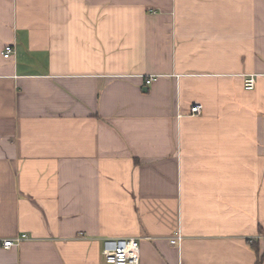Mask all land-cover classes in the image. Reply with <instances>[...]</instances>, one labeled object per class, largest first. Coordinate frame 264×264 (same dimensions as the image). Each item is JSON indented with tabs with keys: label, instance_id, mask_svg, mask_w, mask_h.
<instances>
[{
	"label": "crops",
	"instance_id": "1",
	"mask_svg": "<svg viewBox=\"0 0 264 264\" xmlns=\"http://www.w3.org/2000/svg\"><path fill=\"white\" fill-rule=\"evenodd\" d=\"M108 237L264 255V0H0V264H107Z\"/></svg>",
	"mask_w": 264,
	"mask_h": 264
},
{
	"label": "built area",
	"instance_id": "2",
	"mask_svg": "<svg viewBox=\"0 0 264 264\" xmlns=\"http://www.w3.org/2000/svg\"><path fill=\"white\" fill-rule=\"evenodd\" d=\"M15 53V45L7 44L2 55L4 58H10ZM154 76L150 75L146 79L147 84H151ZM256 86V75L249 74L245 78V88L254 89ZM203 112V105L199 102L193 103L191 107L192 115H199ZM26 238V235L17 237L16 239H6L3 242L5 248H11ZM182 239L179 234L171 240L172 244L180 243ZM105 262L107 264H141V245L138 238H112L108 237L103 240L102 250Z\"/></svg>",
	"mask_w": 264,
	"mask_h": 264
},
{
	"label": "trees",
	"instance_id": "3",
	"mask_svg": "<svg viewBox=\"0 0 264 264\" xmlns=\"http://www.w3.org/2000/svg\"><path fill=\"white\" fill-rule=\"evenodd\" d=\"M264 256V255H263ZM263 256L261 258H259V260L257 261V264H260V262L262 261L263 259Z\"/></svg>",
	"mask_w": 264,
	"mask_h": 264
}]
</instances>
